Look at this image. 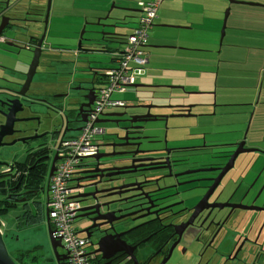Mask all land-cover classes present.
Masks as SVG:
<instances>
[{"label":"flooded vegetation","instance_id":"1","mask_svg":"<svg viewBox=\"0 0 264 264\" xmlns=\"http://www.w3.org/2000/svg\"><path fill=\"white\" fill-rule=\"evenodd\" d=\"M11 7L13 0H0V24L13 28L33 26L29 19H23L30 16L25 13L20 17V11ZM8 26L2 28V32ZM61 65L69 71L64 75L71 78L66 83L68 90L59 96L42 95L43 102L30 91L28 99L17 95L15 91L20 86L0 80V214L13 209L16 219L35 210L37 190L29 185L32 171L48 164L44 156L52 150L51 142L57 143L67 128L80 127L83 122L79 120L81 113L74 104L88 102L82 96L89 84L74 75L81 69L70 71L66 61ZM2 67L0 65V69ZM46 67L52 71L51 64ZM87 72L92 74V70ZM103 75L96 80L93 74L91 76L95 83H101ZM0 77L4 78L1 73ZM1 85L12 90L5 91ZM142 92L145 93H137L134 104L147 107L130 109L127 105L131 102L125 101L101 112L97 120L104 121L96 120V123H103L100 126L103 131L92 142L95 161L89 155L84 157L80 168L69 179L71 185L78 184L80 192H94L87 197L89 204L81 203V197L76 199L81 203L79 208L94 206L78 211L74 218V221L77 218L84 221L80 228H87V240L95 243L115 231L121 233L122 242L117 239L114 245L124 249L125 253H112V249L103 254L95 253L97 263L264 264V149L249 141L247 136L244 138V134L228 143L200 144L195 141L202 137L195 136V139L190 138L195 142L192 146L173 145L169 130L191 126H173L174 123L169 124L170 118L185 114L187 105L164 104L157 95ZM95 95L96 90H93V102ZM31 96L35 100L27 109L25 101H30ZM57 97L59 101L55 100ZM10 99H19L21 104L9 103ZM67 100L71 108L65 105ZM93 102L83 107L86 113ZM37 105L60 114V121L58 118L49 128H43L40 118L33 112L38 109ZM156 105H165L167 109ZM8 106L17 112L6 116ZM132 114L138 115L130 123ZM33 120L35 124L29 125ZM150 122L161 125L160 134L148 127ZM48 140L51 141L46 145ZM241 140L245 142L239 147L241 151L230 159ZM17 143L24 146L23 157L9 152ZM105 153L112 155L101 156ZM225 166H229L228 169L220 174ZM114 167L129 172L113 175ZM43 193L44 182L38 196ZM101 202H109L108 210L113 212L108 213L105 220L97 218ZM198 202L196 209L192 208ZM28 228L30 226L23 225L16 231ZM79 235L86 237L85 233ZM112 244L110 240L106 246ZM50 259V264H57L53 257ZM64 264H67L66 259Z\"/></svg>","mask_w":264,"mask_h":264},{"label":"crops","instance_id":"2","mask_svg":"<svg viewBox=\"0 0 264 264\" xmlns=\"http://www.w3.org/2000/svg\"><path fill=\"white\" fill-rule=\"evenodd\" d=\"M139 1L141 0H137L135 5L133 4V0H118L115 3L139 9ZM252 1L264 3V0ZM227 2V0H218L216 2H210V0H162L153 25L150 28L146 45L143 48L146 53L147 62L141 67L140 71L143 73L148 72L146 73V80H141L140 82L158 86L156 88L157 92L154 94L163 96V98L158 99L162 100L164 104L166 102L174 104L182 103V101L180 99L172 100V97H169L171 93L170 95L168 93L164 94L160 92V90L163 91L164 89L160 88H193V86L189 85L190 73L198 74L203 71L209 72L207 75L215 73L216 80L214 85L217 88V78L222 76L223 81L221 85L224 88L223 92H225L222 97L228 100L227 102L231 106L238 107L236 111L231 112L237 117L236 122H234L236 126L234 136L240 137L241 132L244 131L247 136L251 132L252 135H257L258 139L257 141H252V143L264 149V98L262 99L264 97L262 96L264 95V9L233 10L232 5ZM109 3V0H50L44 41L45 49L48 51V58L52 60V67L54 66L53 72H50L55 74V80L59 76L61 79L62 75L69 72L61 65L63 63L62 51L71 54L69 58L73 61L70 63L72 65L71 70L68 68L70 71L74 72L77 64H79V61L70 53L71 51L77 52L75 44L63 47V44L58 42L62 40L64 43H76L79 30H82L83 27L86 29L95 28L88 22H93L97 17L104 15ZM46 5L47 0H13V8L15 11H20V17H23L27 12L29 14L30 8H34L40 14L38 16L40 22L33 24L31 30L19 26L13 28L5 24L2 28L8 27L2 33L0 24V41L14 43L7 44L5 55L14 53L15 47L18 49L22 48L18 44L24 43L23 48L28 50H30L32 45L36 44L37 38H39L42 32V21ZM228 6H230V13L228 12L226 22H229V25L227 24V27H225L224 37L221 39V29L224 20L223 10H226L224 8ZM129 13L136 15L139 12H123L114 9L111 14L112 16L119 17ZM23 19L28 20L30 18L23 17ZM137 19L138 16L133 20L134 23H130L128 26V28L130 27L129 33L136 25ZM118 31L124 32V30ZM23 36L26 38L23 39ZM248 45L252 49L251 58L249 59L250 50ZM80 53L78 52V55ZM237 56L243 57L245 61L241 62L237 59ZM82 61L84 64H87L85 59H81ZM102 61L109 68L115 64L116 59L112 54L110 56L107 54ZM190 61L192 62V66L189 69ZM97 62V64L101 65L99 63L101 61ZM223 63H225V66L222 65ZM244 63L248 64V67ZM241 64L244 65L242 69H240L242 67ZM0 65L3 66L5 63H0ZM89 65L95 68L91 69L93 73H95V70L100 71L106 68L94 67L92 66V62ZM86 68L88 69V66ZM229 68H233L235 71L228 73ZM221 69L222 71H220ZM196 71L198 72L196 73ZM4 72L9 73L7 69H4ZM230 75L234 76L233 83H228L227 81ZM74 79L76 80L75 76ZM210 80L211 77L209 76L207 85L210 84ZM49 81L50 79L46 82L38 83L37 90L34 89L32 94L36 98H41L42 95L53 97L59 96V93H64V88L62 90L58 88L61 86L59 80L55 82L57 83L56 86L48 83ZM231 87H234V90L230 91ZM242 91H245L246 97L238 95ZM55 100L59 101V97ZM239 101H241V104L238 103ZM190 111H192V108H190ZM249 114L250 118L243 120ZM186 126L190 125L186 124ZM186 130H192V126L187 127ZM174 131L176 132V127L169 130V133L174 134ZM19 220L21 219L18 218L17 220L16 217L13 222L12 232L14 233H18L16 228L21 226V223L18 222ZM2 234H5V231H2Z\"/></svg>","mask_w":264,"mask_h":264},{"label":"rangeland","instance_id":"3","mask_svg":"<svg viewBox=\"0 0 264 264\" xmlns=\"http://www.w3.org/2000/svg\"><path fill=\"white\" fill-rule=\"evenodd\" d=\"M137 0H133V4L135 5L137 2ZM218 0H210V2H216ZM231 5L233 10H260V9H264V3L261 2H257L259 4H262L263 6H250L249 4H242V3H233L230 2V0H227ZM236 1H242V2H254L256 3V1H252V0H236ZM227 2V3H228ZM111 5V2H110ZM109 5V6H110ZM108 6V7H109ZM108 7L106 8V10L108 9ZM230 7V6H228ZM226 7V8H228ZM224 8V9H226ZM112 11H114V8L111 10L110 12V16H112ZM225 12V10H223ZM223 12V15H224ZM137 13V12H136ZM141 14V12H139ZM137 13L136 16H139L140 14ZM230 13V12H229ZM135 15V14H134ZM38 17V16H37ZM35 17L36 19H39ZM229 17V16H228ZM98 18V17H97ZM228 19V18H227ZM107 22H109V20H106ZM113 20H111L112 22ZM130 22H132L131 24L134 23L133 20H131ZM227 24L229 25V22H226V27ZM130 25V23L128 24ZM82 28V27H81ZM80 28V29H81ZM98 28V27H97ZM100 29V28H98ZM118 30H124L123 33L125 34H129L130 31V27L128 28H120ZM151 29H149L150 32ZM80 31V30H79ZM226 31V29H225ZM13 32V31H12ZM148 32V35H149ZM54 33V32H53ZM85 37H87L88 35H90V33L87 31L84 33ZM97 38H100V35H96ZM224 37V36H223ZM26 37L23 36V39H25ZM58 43L63 44V47H69V45H73L75 43H64L62 40ZM19 46H21L22 48L18 49L15 47V52L12 53L11 55H5V50L7 49V43L6 42H1L0 41V63H5V65H3V67L0 69V73L3 75V77L7 78V79H12V75L11 74H15L18 73V70H21L22 72H25L28 68V65L30 63V60L32 58V52L31 50L25 49L24 47V43H22L21 45L18 44ZM18 47V46H17ZM110 47L113 49H117V50H121L124 47V43L121 42H112L110 44ZM250 53L248 56V59L251 58V52L252 49L250 48V46L248 45ZM62 57H63V61L62 62H67L68 67L72 68V65L70 64V62L68 61H73L71 60L69 57H71V54H67L65 51H62ZM88 61L92 62V66L94 67H106L107 65H104L106 63H103L102 59H105V56H99L96 54H91L88 55ZM237 59H239L241 62H244V58L243 57H239L237 56ZM96 60V62H95ZM180 60V59H179ZM47 61L46 58L41 57L40 58V66L38 68V72L35 75V78L33 80V86L37 85L40 82H46L48 79H50V81L48 83L53 84L54 86H56L57 83H55L57 80H59L60 82V87L58 88H64L68 90V87H66V83L67 81L71 80V78L69 77L70 75H62L61 79L60 76L58 77L57 80H55L54 78V73L50 72V73H45L44 72V76L41 79H38V75L40 74V71L43 70L44 68V63ZM86 61V60H85ZM97 61H101L97 64ZM95 62V65H94ZM180 62L182 63V61L180 60ZM189 63V62H188ZM184 64V63H182ZM223 66H225V63L222 64ZM244 65L246 67H248V64ZM243 64H241V68H243L244 66ZM42 66V67H41ZM88 66L87 64H84L83 61L81 62V64H77L78 69H81V72H76L74 75H81V78L84 79L85 81L88 80L89 78H91V73L89 72H83L86 67ZM192 66V62L190 61V66L189 69ZM239 66V65H238ZM56 68V66H55ZM208 68V67H207ZM4 69H7L9 73H5ZM105 69V68H104ZM195 70V69H193ZM198 70V69H196ZM212 70V69H211ZM199 72H202L200 70H198ZM196 71V73L198 72ZM222 71V69L220 70ZM235 69L233 68H229L228 69V73L234 72ZM146 72H134V79H135V83H141V80H146ZM209 72L203 71L202 73H198V74H194V73H190L189 75V85L193 86V88H187L184 89L182 87H178V88H160V89H164L163 91L160 90V92L168 93L170 95L169 97H172V100H181L182 103L179 104H184V105H192V111H191V115L190 116H175L170 118V122L169 124L174 123L176 126H182V125H190L192 126V130L187 131L184 127H178L176 129V132L172 135L170 134L169 137L171 138V144L173 145H177L180 144V146H192L195 142L200 143V144H215L216 142H222V143H228V141L236 138L237 136H234V129H235V124L234 122H236L237 117L234 113H231L232 111H236L238 107L235 106H231L227 101L225 100L222 96L225 92H223V86L221 85L222 81H223V77L219 76L217 78L218 81V87H215V73L211 74V75H207ZM209 76L211 77L210 80V84L207 85V82L209 80ZM233 78L234 76L230 75L228 78V83H233ZM53 79V80H52ZM262 79V78H261ZM99 85H101L100 82H96L95 86L99 87ZM195 86V87H194ZM37 90V88H36ZM145 89L144 88H136L134 89L133 87H128L125 91L122 92H114L111 94V98L113 100H120V101H127L131 98H133L134 96L137 95V93L139 95H143L144 93L142 91ZM234 90V87L230 88V91ZM149 93V92H148ZM238 95L240 97H246V93L245 91H242L240 93H238ZM168 96V95H166ZM264 96V95H262ZM264 97H262L263 99ZM238 103L241 104V101H239ZM28 104V103H25ZM34 104H39V103H34ZM65 105L68 108H71L72 106L70 105V101L67 100ZM262 106V105H261ZM38 109L33 110V112L35 113V115H37L40 118V123L41 126L43 128H49L51 126V124L53 123V121H56L59 116L56 112H54L53 110H46V108L37 105L36 106ZM261 109V108H260ZM249 119L250 118V114L246 115L243 120L245 119ZM31 122V121H30ZM35 121L33 120L32 123H29V125H34ZM98 126H102L103 123H96ZM148 127H151L154 131H156L158 134L161 133V125L158 122H150L148 124ZM190 133V134H189ZM245 133L241 132V136ZM195 136L197 137H202L197 141H189L190 138L195 139ZM206 137L205 139L203 137ZM58 138L55 139V141ZM247 139L249 141H257V135H252V133H248L247 135ZM53 140V139H51ZM50 140V141H51ZM206 140V142H204ZM46 145H49V142ZM54 142V141H53ZM194 142V143H193ZM56 142H54L52 144V142L50 143V146H53ZM12 150H9V152H14L17 153L19 157H23L25 150H24V146L20 143H17L15 145L12 146L11 148ZM206 157H208V155H206ZM40 194V193H39ZM41 195V194H40ZM36 203H39L40 206L42 205V210L43 207L45 206L44 203V194L42 196H39L38 198H35ZM15 221V211L13 209H8L7 211H4L0 214V228L2 231H5V234H3V240L5 242L7 251L9 253V255L11 256V258L13 259V261L16 264H36V259H40L41 263L43 264H49L50 263V258H52V252H51V246L49 244V238H48V233H47V224L46 221H40V223L34 227H30L28 229H24L22 230H18V233H14L12 232V225L13 222ZM3 222V223H2ZM84 223L83 220L77 218L75 219V221L73 222V226L78 230L82 224ZM8 230V231H6ZM26 230V231H25ZM89 249V248H88ZM59 251H63V248H58ZM90 250V249H89ZM50 259V260H49ZM23 261V262H22ZM39 261V262H40Z\"/></svg>","mask_w":264,"mask_h":264},{"label":"built area","instance_id":"4","mask_svg":"<svg viewBox=\"0 0 264 264\" xmlns=\"http://www.w3.org/2000/svg\"><path fill=\"white\" fill-rule=\"evenodd\" d=\"M161 1H139L141 14L136 25L124 38V47L111 53L116 59L115 64L104 70L102 85L96 90L93 105L87 111L85 121L78 130L65 131L52 146V150H49L51 156L57 155V159L51 176L47 173L45 176L44 210L53 236L63 245L67 264H98L87 239L80 236L73 226L79 204L73 197L75 189L69 179L83 158L94 152L93 139L103 131L96 124L101 112L122 102L113 100L111 94L123 91L132 84L134 72H140L141 67L147 62L143 48Z\"/></svg>","mask_w":264,"mask_h":264},{"label":"water","instance_id":"5","mask_svg":"<svg viewBox=\"0 0 264 264\" xmlns=\"http://www.w3.org/2000/svg\"><path fill=\"white\" fill-rule=\"evenodd\" d=\"M111 2V5L109 3V7L107 10H105L104 15H102L101 17L96 18V20H94L93 22H88L91 26L95 27L93 29H88V32L90 33V35H88L87 37H85L84 33L87 31V29L85 27L82 28V30H80L79 35H78V39L75 43V47L77 48V52L75 51H71L70 53H72L74 55V58L76 60L79 61V64L81 62V59H85L88 63V70L91 69H95L90 67V63L88 61V55L91 54H96V55H107L109 54V56L111 55V53L113 51H116L117 49H113L110 47V44L112 42H121L123 43V38L126 36L125 33L123 32H119L118 29L120 28H127V26H129V23L131 20H134L136 18V15L134 14H123V16H110V12L111 10L114 9H118L121 11H128V12H132V13H136V12H140V8H131V7H127L124 5H117L115 2L118 0H109ZM230 2L233 3H247L249 5H259L262 6V4L259 3H254V2H242V1H236V0H230ZM7 4V2H6ZM49 5H50V0H47V5H46V9H45V13H44V19H43V28H42V32L41 35L39 36V38H37V42L35 45H32V47L30 48L31 52H32V58L30 60V63L28 65V68L25 72H22L21 70H18V73L15 74H11L13 77L12 79H7V78H1L0 80L5 81L6 83L10 82L11 84H15L16 86H20V88L15 91L17 95H20L21 97L28 99L30 97V93L29 91H31V94L33 93V90L37 88V85L33 86V80L35 78V75L38 72V68L40 66V58H46L47 61L44 63V68L41 71L40 75H38V79L43 78V74L45 73H49L50 70L46 67L47 65L51 64V68L52 67V60H49L48 58V51L45 49V33H46V29H47V18H48V14H49ZM7 7V6H6ZM30 12L29 15H31V18L29 19L31 22H33V24L40 22V19H36L35 17L39 16L40 14L37 13L34 8H30ZM229 12V7L226 8L225 10V14H224V20H223V25H222V29H221V39L224 35V31H225V27H226V18ZM39 18V17H38ZM106 20H109V22H107ZM111 20H113L111 22ZM8 21V19L6 20V22ZM4 24H1V33H2V26ZM21 27H23L24 29H32V26L28 24V26L26 25H21ZM97 27H99L100 29H98ZM100 35V38H97L96 35ZM7 44H14V43H9L6 42ZM78 52H81L80 55H78ZM77 61V62H78ZM96 62V60H95ZM42 65V64H41ZM42 67V66H41ZM47 68V69H46ZM87 71H83V72H87ZM95 70V73L92 72L93 76H95V80L96 77H101L103 74L104 69H101L100 71ZM79 72H81L79 70ZM91 74V75H92ZM81 78V75H79V80ZM82 79V78H81ZM94 78L91 77L88 80H84L82 79V81L87 82L89 84V86H87L86 88H84V92L85 95L82 96L83 100H87L88 102L86 103H76L74 104V106L76 105V108L78 109V112L81 113V115L79 116V120L80 121H84L86 118V110L83 109V107H88L90 103L93 102V100L91 99V96H93V90H97L98 88H95V82L93 80ZM94 84V85H93ZM1 87L3 88V90L5 91H11L12 89L9 88V86L7 85H1ZM128 87H133V88H144L146 92H149L151 94H154L157 92L156 88L158 86L156 85H152V84H144V83H132L130 84ZM79 90V88H78ZM78 95V94H77ZM158 96V95H157ZM33 96H31L30 101L26 100L25 102L28 104H25V107L27 109H29L30 104H32V99ZM79 97H81V95L79 94ZM158 98H163V96H158ZM37 100L39 102H43L44 99L41 98H37ZM137 100V96H134L133 98L127 100L129 102H131V104L129 103V105H127V107H129L130 109H134V108H141L142 107H147V105H135L134 102ZM14 101L18 102L19 104H21V102L19 101V99H10L9 103H13ZM125 102V101H122ZM160 108L165 107V105H156ZM51 107V106H50ZM53 107V106H52ZM192 107V105H187V110L185 114H180L178 116H189L192 113L190 112V108ZM23 108V107H22ZM65 110V109H64ZM58 111L60 113H62V110ZM17 111H12L11 106H8V113L6 114V116H8L9 113H16ZM103 115H106V113H102ZM138 114H132L130 115V123H132L133 121H135L136 119L134 117H136ZM36 119V118H35ZM25 120V119H22ZM21 120V121H22ZM140 120H151V119H140ZM59 121H60V114H59ZM104 119H98L97 122H103ZM38 123V122H37ZM79 129L78 127L75 128H67L66 131H76ZM124 129V128H123ZM243 137L245 138L246 135L244 133ZM153 141H151L152 143ZM244 140H241L238 145L237 148L235 149V151L233 152V154L231 155L230 159H234L237 156L238 151L240 150L239 147L244 145ZM241 151V150H240ZM239 151V152H240ZM107 155H112L111 153H105L102 154L101 156L106 157ZM44 159H48V164H47V168H48V176H51L52 172L54 171L55 168V160L57 159V155L53 154L51 156V153L49 151L48 155L44 156ZM89 158H92L95 161V154L89 155ZM84 160V159H83ZM83 160L81 161V163L83 162ZM81 163L77 166V168L81 165ZM229 166H225L223 169H221L220 174L224 173ZM76 168V169H77ZM80 168V167H79ZM75 169V170H76ZM114 171L113 175L118 174V173H126L129 171H118L121 170V167H114L113 168ZM74 174V172H73ZM220 174L218 176V178L220 177ZM75 180L78 178H74ZM217 179V177H216ZM220 179V178H219ZM220 181V180H219ZM71 183V182H70ZM212 185V184H211ZM74 189H75V193L73 194V197L75 199L81 197L83 198V202L81 203H86L89 204V198L94 194V192H80L81 189L79 188L78 184L75 186L71 185ZM216 187V186H215ZM215 187L212 189L211 192H213V190L215 189ZM209 191L211 189V186L208 188ZM101 191V190H98ZM205 200H206V196H205ZM36 202V201H35ZM78 202V201H77ZM80 202H78V204H81ZM200 202L196 203L192 208L196 209V207L199 205ZM99 208L102 209L105 212H102L100 209L98 211L97 214V218H101L105 220V217L108 213H113L111 211H109L108 207H109V202H101L99 205ZM92 207H94L93 205H89V206H82L81 208H78V211H82L85 209H91ZM93 211H91L90 213H92ZM81 215V214H80ZM80 215H77V217H79ZM45 219H46V224H47V233H48V240H49V244L51 246V252H52V257L53 259L57 262V264H64V260L66 259L67 255L64 253H60L58 248H63V245L61 244L60 240L58 238H55L53 236V230H51L50 225L48 223V216L47 213L45 211ZM108 223V221H105V224ZM77 233H85L86 235V239H88L89 236V232H87V228H79L78 230L76 229ZM121 233H116V231L113 234H109L103 238H100L99 240H97L95 243L88 241V246L91 249V253H104V251L112 249V253H116L119 251L124 252V249L116 247L114 245V242H117V239H119L121 242V237H120ZM109 236V237H108ZM111 240V242H113V244L109 247H107V242H109ZM124 242V241H123ZM125 253V252H124ZM132 254V252H130ZM133 256V255H132ZM0 264H15V262L13 261V259L11 258V256L9 255L7 248L5 246L4 240H3V234L2 231H0Z\"/></svg>","mask_w":264,"mask_h":264},{"label":"trees","instance_id":"6","mask_svg":"<svg viewBox=\"0 0 264 264\" xmlns=\"http://www.w3.org/2000/svg\"><path fill=\"white\" fill-rule=\"evenodd\" d=\"M26 14L29 15L28 12ZM30 18H31V15H30ZM126 36H127V34H126ZM124 38H123V41H124ZM46 170H47V165L46 166L44 165L42 168H38L34 172L32 171V174L30 176L29 185L31 187H33V188H36V190H37L35 192L36 193L35 194V198L39 197L38 194L41 192V188L43 187V182H44V179H45ZM44 208H45V206L43 207V210H42V205L40 206L39 203H36L35 210H30V212H27L23 216L22 215L18 216L17 220H18V218L21 219V220L18 221V222L21 223V226L24 225V226L34 227V225L39 224L40 223L39 221H41L42 219H44V221L46 220L45 216H44ZM35 261H36V264H43V263H41L39 258L36 259Z\"/></svg>","mask_w":264,"mask_h":264},{"label":"clouds","instance_id":"7","mask_svg":"<svg viewBox=\"0 0 264 264\" xmlns=\"http://www.w3.org/2000/svg\"><path fill=\"white\" fill-rule=\"evenodd\" d=\"M56 161V160H55ZM46 173H47V175H48V168H47V170H46ZM45 176H46V174H45ZM45 180V179H44ZM44 216H45V210H44ZM46 221V220H45ZM1 231V230H0ZM83 237V236H82ZM85 238V237H84ZM6 246V245H5ZM63 253H64V250H63ZM16 264V263H15Z\"/></svg>","mask_w":264,"mask_h":264}]
</instances>
